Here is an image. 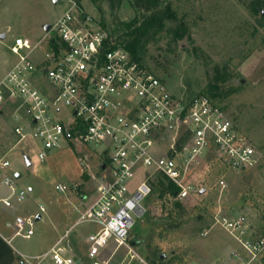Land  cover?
I'll return each mask as SVG.
<instances>
[{"label":"built area","instance_id":"obj_1","mask_svg":"<svg viewBox=\"0 0 264 264\" xmlns=\"http://www.w3.org/2000/svg\"><path fill=\"white\" fill-rule=\"evenodd\" d=\"M65 1L64 12L42 39L15 37L10 49L18 59L0 80V106L18 104L16 118L25 121L14 128L18 143L36 149L41 161L65 143L82 145L78 159L92 180L93 194L76 205L73 226L87 222L96 227L84 236L81 251L67 230L37 255L18 251L20 258L23 264H110L123 249L126 264H174L151 262L131 240L148 212L155 173L173 182L177 197L186 199L197 190L190 181L194 168L209 151L234 170L254 167L258 152L208 95H175L125 46L116 44L82 2ZM46 41L49 48L40 54ZM167 133L173 135L174 154L159 150ZM86 145L98 148L86 151ZM93 153L100 159L97 171ZM10 165L0 160V172ZM5 183L12 194L0 198V210L12 205L13 195L17 201L26 196L8 177ZM219 187H227L224 179ZM56 188L64 193L68 186ZM261 219L264 223V215ZM36 220L33 215L16 217L14 224L8 223L13 237L30 238ZM215 220L251 256L249 261L264 259V232L257 234L248 216L224 213ZM112 246L111 256L103 258Z\"/></svg>","mask_w":264,"mask_h":264},{"label":"rangeland","instance_id":"obj_2","mask_svg":"<svg viewBox=\"0 0 264 264\" xmlns=\"http://www.w3.org/2000/svg\"><path fill=\"white\" fill-rule=\"evenodd\" d=\"M164 1L171 3V12L186 23L188 30L178 41L168 31L157 34L147 46L145 64L172 93L188 99L207 93V86L217 72L224 75L225 80L219 84L223 94L212 100L256 148L259 162L249 169L234 170L209 151L190 177L196 192L186 199L177 197L185 210L183 214L175 211L173 225L164 230L165 236L160 240L161 250L165 260L174 264H264L260 258L249 261L251 256L215 220L219 214H243L248 216L257 234L264 232L261 219L264 215V20L261 17L264 0H259L260 14L251 8L254 0ZM82 3L99 26L111 33L118 27L125 28L123 23L141 17L132 0L120 4L110 0ZM65 8V0H0V35L5 34V38H0V80L17 62L18 57L10 49L15 37L42 39L45 25H52ZM171 24L173 21H169L168 25ZM53 34L52 30L50 35ZM46 43L43 42L39 53L48 50ZM17 106L14 102L0 106V160L11 162L9 168L0 172V181L2 187H8L5 183L8 177L26 196L23 201L12 196V205L0 210V224L6 227V222L14 224L18 216L36 218L41 214L30 238L17 236L12 240L21 252L31 255L45 250L55 236L67 230L74 246L81 251L85 247L84 236L96 227L87 222L73 226L78 218L76 205L84 196L93 194L92 180L78 159L82 145L65 143L41 161L36 149L18 143L14 128L25 121L16 118ZM172 136L165 134L159 147L161 153H175L171 148ZM88 147L97 146L86 145V151ZM28 161L31 165H27ZM92 162L97 171L100 159L95 153ZM18 173L21 177H17ZM159 175L162 174L155 173L151 182ZM221 179L227 183L225 189L219 187ZM58 184L68 186L67 191L59 192ZM40 206L45 207L43 213ZM147 207L148 212L131 233V240L139 241L138 245L133 241L137 252L146 259L143 244L148 242L155 224L171 223L166 221L161 203H147ZM6 228L14 234L12 226ZM113 249L112 246L106 250L103 258L110 257ZM233 252L238 256H233ZM128 259L125 250L120 249L110 264H126Z\"/></svg>","mask_w":264,"mask_h":264},{"label":"trees","instance_id":"obj_3","mask_svg":"<svg viewBox=\"0 0 264 264\" xmlns=\"http://www.w3.org/2000/svg\"><path fill=\"white\" fill-rule=\"evenodd\" d=\"M82 2L83 0H78ZM96 3H101L104 0H91ZM111 2H118L119 4L123 0H110ZM134 7L141 12L140 19L135 18L130 23H123L125 28L118 27L112 33L103 26V28L109 33L110 37L115 41L116 44H121L126 47L132 57L144 65L147 69L149 66L145 64V56L147 53V46L152 38H155L157 34L162 31H168L169 35L173 36L174 41L184 37L186 29V23L179 20L176 14L171 12V3H166L164 0H132ZM262 3L259 0H254L251 3V8L256 14H260ZM264 6V4H263ZM264 20V14L261 15ZM179 20V21H178ZM169 21H173V26H170ZM183 33L180 34V32ZM150 70V69H149ZM151 71V70H150ZM224 75L219 72L216 73L215 79L211 81L207 86V93L211 99H215L219 94L222 93V89L219 86L221 81H224ZM228 93L225 92V95ZM161 203L162 210L166 212V221L171 223L168 224H155L153 231L150 234L148 242L143 244V250L145 255L153 263L157 261H164L162 258L164 255L161 250V241L164 237V230H167L169 226L173 225L175 211L181 214L184 213V207H182L179 199H177V187L168 178L159 175L153 182V189L151 194L146 200L147 203ZM148 208V207H147ZM137 226V225H136ZM167 228V229H166ZM159 239V240H157ZM136 245L139 241L133 240ZM145 243V240L142 241ZM78 250V249H77ZM153 259H151V258Z\"/></svg>","mask_w":264,"mask_h":264},{"label":"crops","instance_id":"obj_4","mask_svg":"<svg viewBox=\"0 0 264 264\" xmlns=\"http://www.w3.org/2000/svg\"><path fill=\"white\" fill-rule=\"evenodd\" d=\"M8 187L7 186L2 187V183L0 181V198H5L10 196L11 191ZM8 223L10 222L5 223L6 227L9 226ZM6 227L0 224V264H23L20 255L18 253V251L20 250L13 244L12 241L14 239L13 234H10ZM61 235L62 234H58L57 236H55L46 249H48L55 242V240L58 239ZM45 250L30 254L37 255Z\"/></svg>","mask_w":264,"mask_h":264},{"label":"water","instance_id":"obj_5","mask_svg":"<svg viewBox=\"0 0 264 264\" xmlns=\"http://www.w3.org/2000/svg\"><path fill=\"white\" fill-rule=\"evenodd\" d=\"M57 1H58V0H55V2H57ZM50 28H51V24H46L45 27H44L45 31H48ZM0 38H1V39L5 38V34H4V33L1 34V35H0ZM27 165H31V163L28 161V162H27ZM17 177H20V174H19V173L17 174ZM41 218H42V215L39 214V215L37 216V220H40ZM162 258L165 259V258H166V255L164 254V255L162 256Z\"/></svg>","mask_w":264,"mask_h":264}]
</instances>
